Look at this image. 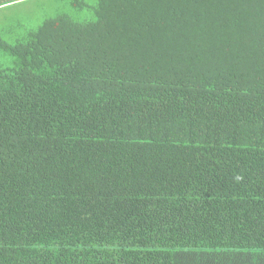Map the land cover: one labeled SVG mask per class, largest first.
<instances>
[{
  "label": "trees",
  "instance_id": "obj_1",
  "mask_svg": "<svg viewBox=\"0 0 264 264\" xmlns=\"http://www.w3.org/2000/svg\"><path fill=\"white\" fill-rule=\"evenodd\" d=\"M70 2L0 32V264H264V0Z\"/></svg>",
  "mask_w": 264,
  "mask_h": 264
},
{
  "label": "rangeland",
  "instance_id": "obj_2",
  "mask_svg": "<svg viewBox=\"0 0 264 264\" xmlns=\"http://www.w3.org/2000/svg\"><path fill=\"white\" fill-rule=\"evenodd\" d=\"M89 5H94L96 0H86ZM70 0H44V2H36L34 4H24L18 8L3 11V16L0 15V32L12 27L19 28L13 34H0L9 41H14L25 35L30 29H36L48 17H52L61 13H67L73 18L80 21L89 20L92 18L91 10L78 11L70 5ZM21 26H17L20 25ZM0 59L6 65L11 64L9 57L1 56Z\"/></svg>",
  "mask_w": 264,
  "mask_h": 264
},
{
  "label": "crops",
  "instance_id": "obj_3",
  "mask_svg": "<svg viewBox=\"0 0 264 264\" xmlns=\"http://www.w3.org/2000/svg\"><path fill=\"white\" fill-rule=\"evenodd\" d=\"M36 2H44V0H0V15L3 16V11L18 8L24 4H34Z\"/></svg>",
  "mask_w": 264,
  "mask_h": 264
}]
</instances>
